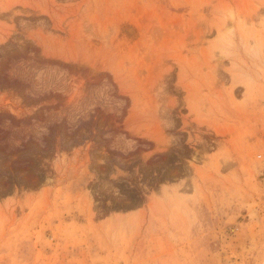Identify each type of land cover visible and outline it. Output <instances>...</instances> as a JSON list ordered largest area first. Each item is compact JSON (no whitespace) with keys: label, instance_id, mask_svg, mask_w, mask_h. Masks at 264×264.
Returning a JSON list of instances; mask_svg holds the SVG:
<instances>
[{"label":"rangeland","instance_id":"1","mask_svg":"<svg viewBox=\"0 0 264 264\" xmlns=\"http://www.w3.org/2000/svg\"><path fill=\"white\" fill-rule=\"evenodd\" d=\"M0 264H264V0H0Z\"/></svg>","mask_w":264,"mask_h":264}]
</instances>
